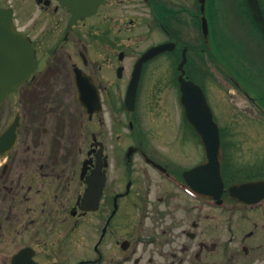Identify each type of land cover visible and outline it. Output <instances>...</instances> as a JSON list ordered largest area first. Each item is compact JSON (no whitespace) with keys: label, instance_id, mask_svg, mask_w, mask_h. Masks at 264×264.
I'll return each mask as SVG.
<instances>
[{"label":"flooded vegetation","instance_id":"flooded-vegetation-1","mask_svg":"<svg viewBox=\"0 0 264 264\" xmlns=\"http://www.w3.org/2000/svg\"><path fill=\"white\" fill-rule=\"evenodd\" d=\"M0 8L32 50L26 77L0 103V264H264V196L249 205L229 190L264 175L227 180L224 169L219 196L186 190L184 171L204 157L177 82L185 50L188 78L209 77L215 92H234L264 117L259 30L255 57L229 24L208 16L203 30L199 0H0ZM162 43L173 48L139 66Z\"/></svg>","mask_w":264,"mask_h":264},{"label":"water","instance_id":"water-1","mask_svg":"<svg viewBox=\"0 0 264 264\" xmlns=\"http://www.w3.org/2000/svg\"><path fill=\"white\" fill-rule=\"evenodd\" d=\"M199 1L203 10L205 0ZM246 1L255 23L264 34V14L259 1ZM203 23L205 28V17H203ZM15 37H17V34L12 28L11 11L9 9H0V103L5 99L9 91L13 90L16 84L26 77L27 73L23 71L24 63L32 56V50L25 48L24 44ZM170 45L169 43H163L149 48L139 59V66L142 61L151 58L153 55L164 50H171L173 47ZM185 60L186 57L183 52V58L178 65L180 70L178 75L181 92L180 102L184 106L188 123L200 137L206 157L204 162L194 166L187 172L186 180L192 188L203 194L218 196L223 187L221 177L222 150L219 129L213 119V114L202 88L192 80L184 77L185 70L183 65ZM139 72L140 68H137L127 92V98L131 99V102L135 98ZM79 99L82 100L80 95ZM7 133L10 132H4V134ZM258 189H264V179L234 184L230 187V191L234 196L245 199L248 202H253L264 195V191L251 195L252 191L254 192Z\"/></svg>","mask_w":264,"mask_h":264},{"label":"rangeland","instance_id":"rangeland-1","mask_svg":"<svg viewBox=\"0 0 264 264\" xmlns=\"http://www.w3.org/2000/svg\"><path fill=\"white\" fill-rule=\"evenodd\" d=\"M237 6L244 9L243 0H224L222 8L216 4L219 22L229 24L233 29L234 35H246L248 42H252V49L249 52L255 57H259L260 50L255 43L257 35L251 34L245 25L244 28L242 27L239 18H237V13H240V17L242 14L237 11ZM187 34V41L192 42L191 45L194 47L196 42L193 40V30L189 28ZM191 54L194 56V49L191 50ZM191 69L189 70L190 75L194 78L196 75ZM212 81L207 77V79L202 81L201 85L205 88L210 103H212L213 107L214 105L217 107L213 108L211 105L215 119L223 134L222 142L224 159L226 160L225 172L228 173L226 176L227 180L254 177L252 174L264 175V117L260 116L256 109L254 111L250 106L251 103L243 97L238 96V99H236L234 92H227L220 88L215 92L216 89L215 86H212ZM175 95H178L177 90H175ZM171 109L173 112L178 110L174 102L171 105ZM193 154L198 155V150H194ZM192 162V158L186 156L185 165H191ZM238 222L242 225V221L239 220ZM217 231L224 239L225 230H223L221 222Z\"/></svg>","mask_w":264,"mask_h":264},{"label":"trees","instance_id":"trees-1","mask_svg":"<svg viewBox=\"0 0 264 264\" xmlns=\"http://www.w3.org/2000/svg\"><path fill=\"white\" fill-rule=\"evenodd\" d=\"M243 2H244V0H243ZM244 3H245V2H244ZM246 11H247V10H246ZM248 15H249V17H250L251 22H253V20H252L250 14H249V11H248Z\"/></svg>","mask_w":264,"mask_h":264}]
</instances>
